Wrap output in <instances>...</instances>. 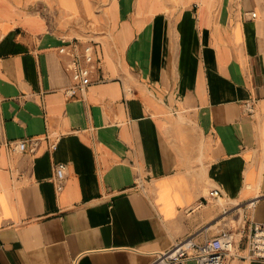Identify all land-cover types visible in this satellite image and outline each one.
Instances as JSON below:
<instances>
[{
    "label": "crops",
    "instance_id": "1",
    "mask_svg": "<svg viewBox=\"0 0 264 264\" xmlns=\"http://www.w3.org/2000/svg\"><path fill=\"white\" fill-rule=\"evenodd\" d=\"M105 5L93 81L70 97L71 29L0 0V264H152L232 227L246 255L264 221V0Z\"/></svg>",
    "mask_w": 264,
    "mask_h": 264
},
{
    "label": "built area",
    "instance_id": "2",
    "mask_svg": "<svg viewBox=\"0 0 264 264\" xmlns=\"http://www.w3.org/2000/svg\"><path fill=\"white\" fill-rule=\"evenodd\" d=\"M256 11L251 16H256ZM62 45L59 52L67 56L66 69L70 72L73 80L72 85L65 89V94L70 97L83 96L93 81L92 74L97 66L95 57L96 45L92 40L83 41L81 38L70 37L67 34L62 36ZM248 111L255 113V107L247 103ZM27 147L25 141L19 142L17 148L24 150ZM52 148L56 143L51 144ZM66 164L56 165L55 183L57 190L64 188L63 180L66 174ZM140 181V180H139ZM139 186L144 190L141 182ZM222 192L219 187H215L210 192L208 201H218ZM244 230L240 227L228 228L220 234L208 237L204 241H198L193 236L176 241L173 246L165 251L155 252V259L152 264H183L188 260H194L197 264H228L232 258H243L251 261H264V221L255 222L248 239V250L246 255H242L236 250L237 241L243 238Z\"/></svg>",
    "mask_w": 264,
    "mask_h": 264
},
{
    "label": "rangeland",
    "instance_id": "3",
    "mask_svg": "<svg viewBox=\"0 0 264 264\" xmlns=\"http://www.w3.org/2000/svg\"><path fill=\"white\" fill-rule=\"evenodd\" d=\"M30 1V7L36 8V10H40L41 8L48 19L52 22L51 25H60L62 27L66 25V28L71 29L73 33L70 35L68 32H65V34L70 37L78 36L83 41L92 40L95 42V39H98L95 35L101 30V28H99L101 21L100 15H102L104 7L106 6L105 4L109 0H76L78 9L76 8V11L64 15L57 12L55 0Z\"/></svg>",
    "mask_w": 264,
    "mask_h": 264
}]
</instances>
